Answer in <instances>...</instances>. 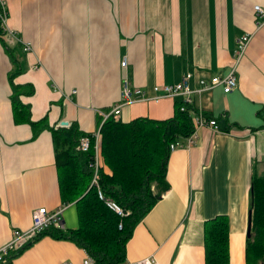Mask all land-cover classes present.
Segmentation results:
<instances>
[{
  "label": "crops",
  "instance_id": "obj_1",
  "mask_svg": "<svg viewBox=\"0 0 264 264\" xmlns=\"http://www.w3.org/2000/svg\"><path fill=\"white\" fill-rule=\"evenodd\" d=\"M6 1L8 24L32 50L0 37V246L13 228L31 225L33 209L62 202L51 127L75 121L96 132L124 76L151 94L154 84L178 81L187 71L191 87L200 77L225 74L238 39L249 34L237 86L194 94L195 108L228 128L200 126L190 142L170 150L169 186L134 226L126 260L117 263L150 255L161 264H205L204 222L226 213L229 264H245L251 177L264 172V18L253 7L264 0ZM11 77L23 91L33 89L20 94L31 119L46 117L35 137L30 123L14 122ZM177 100H135L119 116L166 118ZM87 253L74 240L43 233L15 264H82Z\"/></svg>",
  "mask_w": 264,
  "mask_h": 264
},
{
  "label": "trees",
  "instance_id": "obj_2",
  "mask_svg": "<svg viewBox=\"0 0 264 264\" xmlns=\"http://www.w3.org/2000/svg\"><path fill=\"white\" fill-rule=\"evenodd\" d=\"M14 86L11 97L15 123L28 122L35 137L48 125L45 116L32 120L29 103L20 99L23 91ZM171 116L153 118L135 116L122 120L108 114L98 127L99 185L106 195L115 198L127 211L119 215L110 209L91 185L89 160L94 158L95 136L74 121L69 125L49 127L55 148L59 192L62 201L75 205L77 224L48 229L57 238H68L83 246L96 264H117L126 260V242L134 226L168 188L166 165L170 143L181 140L193 130L190 107L180 110L178 100ZM228 124L221 125L226 130ZM87 134L91 144L87 151L77 145ZM250 234L245 242V264H264V172L253 173L250 185ZM121 222V226L119 223ZM205 264H229V217L218 213L204 222ZM23 250V249H22ZM21 250V251H22Z\"/></svg>",
  "mask_w": 264,
  "mask_h": 264
},
{
  "label": "built area",
  "instance_id": "obj_3",
  "mask_svg": "<svg viewBox=\"0 0 264 264\" xmlns=\"http://www.w3.org/2000/svg\"><path fill=\"white\" fill-rule=\"evenodd\" d=\"M258 18H264V6L256 4L253 6ZM8 5L6 0H0V37L13 39L22 43V50L25 52L32 50L31 41H24L19 35L17 30L10 27L8 24ZM250 35L244 34L238 39L237 47L234 51V63L229 71L225 74H214L209 78L200 77L197 80V85L191 87L189 78L191 77V71L185 72L181 79L175 82L169 83H156L152 86V93H146L141 87H131L129 80L126 76L123 77L122 85L117 101L113 104L111 109L104 112L105 117L112 113L119 115L121 108L130 104L135 100H159L163 96L178 97V106L180 110H185L190 107V113L193 119V130L187 135L184 141L177 140L171 142L170 150L175 147L182 146L185 141L190 142L195 135L196 129L203 125H210L214 129H220L217 120L214 117H208L200 109L195 108L194 94H199L203 89L212 88L215 85H221L224 92L233 90L237 86L236 67L241 59L243 53L247 49L249 44ZM126 59L121 61V66L126 65ZM95 136V152L94 158L89 160L88 167L92 171L91 185H95L97 188V195L102 199L105 204L115 211L119 215L127 214L122 204L115 198L106 195L104 190L99 185L98 171H99V157H98V131L93 132ZM91 140L87 134L80 136L77 147L81 151H87L90 148ZM70 204L68 201H62L56 207L49 209L46 206H39L32 210V223L26 228L15 227L12 230L10 239L0 246V264H15V257L26 246L35 241L41 234L48 229L64 228V216L63 212L65 208ZM121 226V222L119 223ZM60 264H73L70 260H63ZM82 264H96L94 258L87 253L83 258ZM137 264H161L156 258L150 255H146L137 260Z\"/></svg>",
  "mask_w": 264,
  "mask_h": 264
},
{
  "label": "rangeland",
  "instance_id": "obj_4",
  "mask_svg": "<svg viewBox=\"0 0 264 264\" xmlns=\"http://www.w3.org/2000/svg\"><path fill=\"white\" fill-rule=\"evenodd\" d=\"M64 217H65V227H72L77 223V215L76 209L74 204H69L64 210Z\"/></svg>",
  "mask_w": 264,
  "mask_h": 264
},
{
  "label": "water",
  "instance_id": "obj_5",
  "mask_svg": "<svg viewBox=\"0 0 264 264\" xmlns=\"http://www.w3.org/2000/svg\"><path fill=\"white\" fill-rule=\"evenodd\" d=\"M67 120H62L61 124H67ZM250 228H251V210L248 211V223H247V235L250 234Z\"/></svg>",
  "mask_w": 264,
  "mask_h": 264
}]
</instances>
